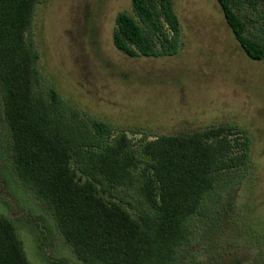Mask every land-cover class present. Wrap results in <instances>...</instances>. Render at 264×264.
<instances>
[{
    "label": "trees",
    "instance_id": "16d2710c",
    "mask_svg": "<svg viewBox=\"0 0 264 264\" xmlns=\"http://www.w3.org/2000/svg\"><path fill=\"white\" fill-rule=\"evenodd\" d=\"M113 42L131 58L178 54L174 0H131ZM236 40L264 60V34L247 35L237 10L257 13L264 0H217ZM39 0H0V91L16 172L54 216L85 264H173L190 221L219 204L228 172L248 164L251 139L233 126H211L138 142L85 113L54 87L36 91L38 50L27 42ZM225 188H228L226 186ZM0 264H30L13 222L0 214Z\"/></svg>",
    "mask_w": 264,
    "mask_h": 264
},
{
    "label": "rangeland",
    "instance_id": "374dc122",
    "mask_svg": "<svg viewBox=\"0 0 264 264\" xmlns=\"http://www.w3.org/2000/svg\"><path fill=\"white\" fill-rule=\"evenodd\" d=\"M181 45L170 57L131 58L113 42L131 0H39L27 42L40 60L36 91L54 87L82 113L143 137L233 126L251 139L248 164L227 173L221 200L190 221L173 264H264V60L236 40L217 0H174ZM247 35H263L257 13L237 10ZM228 186V188H225ZM0 214L10 219L30 264H85L56 220L18 176L0 91Z\"/></svg>",
    "mask_w": 264,
    "mask_h": 264
}]
</instances>
